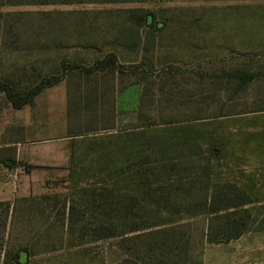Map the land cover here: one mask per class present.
I'll use <instances>...</instances> for the list:
<instances>
[{
  "label": "rangeland",
  "instance_id": "374dc122",
  "mask_svg": "<svg viewBox=\"0 0 264 264\" xmlns=\"http://www.w3.org/2000/svg\"><path fill=\"white\" fill-rule=\"evenodd\" d=\"M129 10L152 22L136 24ZM235 70L256 78L238 87ZM49 77L59 81L32 106L15 110L0 94V188L10 196L0 202L13 204L5 225L0 206V264L19 247L25 264H264V199L237 212L249 232L206 240L214 189L264 196L232 168L249 160L228 146L261 145L253 156L264 160V130H228L264 124L252 113L264 107V0L0 6V80L24 94ZM69 136L65 182L38 171L12 183L26 170L9 160L23 145L53 157ZM99 226L119 236L98 239Z\"/></svg>",
  "mask_w": 264,
  "mask_h": 264
},
{
  "label": "trees",
  "instance_id": "16d2710c",
  "mask_svg": "<svg viewBox=\"0 0 264 264\" xmlns=\"http://www.w3.org/2000/svg\"><path fill=\"white\" fill-rule=\"evenodd\" d=\"M132 0H0V6L2 5H27V4H84V3H119V2H129ZM138 1V0H133ZM141 1V0H140ZM129 15L134 19L136 24H145L149 25L152 22V15H137L142 13L141 10H129ZM102 65V62L99 63ZM236 80L238 87L246 85L252 81L256 76L253 73L235 70L230 74V78ZM59 79L49 77L40 80L39 83L34 85L32 88L28 89L24 94L15 92L11 86L2 80H0V94H3L6 100L9 102L11 107L15 110H20L25 106H32L34 104V98L45 88L50 87ZM236 87L235 91H237ZM11 164L23 166L26 171H28L31 166L26 165L22 162H17L14 159H9ZM6 167H10L5 163ZM226 188H222L223 193H220V188L214 189L213 194L211 195L207 203V212L211 217V224L209 225L208 233L206 240L209 244H219L225 241L236 240L243 236L245 233L249 232V228L246 227L243 218L237 219L236 215L238 214L239 208H245L246 206L253 205L258 203L257 199L251 198L250 195L243 194L236 187L226 184ZM0 206L5 207L6 214L3 217V225L6 224L8 213L13 207L12 203H2ZM246 213V211H243ZM224 213L223 215H219ZM219 216V217H217ZM247 216V215H246ZM132 232V231H130ZM96 238L98 239H108L113 238L117 235L114 227L111 226H99L98 230H94ZM2 239H0L1 241ZM94 240V239H93ZM1 241L0 243H2ZM2 245H0V260L2 258ZM28 249L27 247H19L13 253L3 255L2 263L4 264H25L28 260Z\"/></svg>",
  "mask_w": 264,
  "mask_h": 264
},
{
  "label": "crops",
  "instance_id": "0c3cea01",
  "mask_svg": "<svg viewBox=\"0 0 264 264\" xmlns=\"http://www.w3.org/2000/svg\"><path fill=\"white\" fill-rule=\"evenodd\" d=\"M252 113H264V107L259 106L252 111ZM248 124L246 121H242V127L241 128H235L230 127L228 130L232 133L233 136L238 135L242 132L244 136L249 135L251 138L255 139V136H261L262 131L264 130V124L257 123L252 124L251 128H248ZM44 142H47L48 140H43ZM74 138L72 136L66 137V138H59L56 140V148L58 147L59 152H57L53 157H47L43 154L42 151L38 148H42L40 145L35 143L31 144H25L22 147L24 149L18 150L16 153V161L25 163L28 166H31L28 171L25 170V174H19L18 177L14 178L11 177L12 183L15 182L17 178H20V181H18V184H21L23 181L22 175L25 177H30L32 174L43 171L47 175H55L54 178H52L51 182H65L69 176H70V170H71V162H72V148L74 144ZM20 145V143H18ZM229 150L236 153L237 156L241 154L240 156L249 160L248 165L247 162L245 164H242L238 167H232L236 169L242 168V177H245L244 184L246 183H252L254 185L253 190H257L256 192H264V188H261L264 185V160L258 159L253 156V151H259L257 150V146L261 145H255V144H242L240 145H234L229 144ZM243 146V147H242ZM26 152V154L24 153ZM239 153V154H238ZM247 170V171H246ZM61 174V176H60ZM66 178V179H65ZM6 179V181H8ZM7 183H4V186H2V189L0 188V200H8L10 198L8 188L5 187ZM20 186V185H19ZM247 189V187H246ZM21 187L18 189V192L16 195L19 197H26L30 194L28 191H24V193H21ZM21 194V195H20ZM251 198L254 199H264V196L262 195H250ZM263 231V230H262ZM260 231V232H262Z\"/></svg>",
  "mask_w": 264,
  "mask_h": 264
}]
</instances>
